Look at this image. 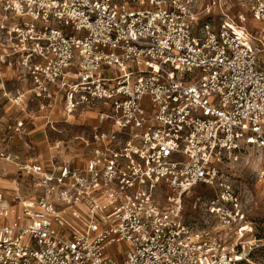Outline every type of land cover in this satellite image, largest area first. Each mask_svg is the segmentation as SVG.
I'll use <instances>...</instances> for the list:
<instances>
[{"label":"built area","instance_id":"built-area-1","mask_svg":"<svg viewBox=\"0 0 264 264\" xmlns=\"http://www.w3.org/2000/svg\"><path fill=\"white\" fill-rule=\"evenodd\" d=\"M235 1L236 22L224 0H0L14 126L59 111L89 127L62 159L0 150L17 178L0 189V264L248 261L259 245L241 242L249 202L229 174L251 157L264 192V32L244 26L264 22V0ZM198 187L238 243L185 223Z\"/></svg>","mask_w":264,"mask_h":264},{"label":"rangeland","instance_id":"rangeland-1","mask_svg":"<svg viewBox=\"0 0 264 264\" xmlns=\"http://www.w3.org/2000/svg\"><path fill=\"white\" fill-rule=\"evenodd\" d=\"M235 3V0H224L227 10L224 11L234 22H236V16L240 12ZM246 18L244 26L247 32L253 35L264 32V22L253 20L249 14H246ZM3 111L0 110V117L3 116L6 110ZM34 112L32 114L34 122L23 125V129L20 131L14 125H2V122H0V149L10 148L12 151L17 152L21 158L26 159L39 156L44 159L48 149H56V151L60 152L58 157L62 159L66 156H71L70 150L75 152L84 143L88 134V126H83L76 120L64 123L59 111H54L51 115L48 111ZM12 114L19 115L20 112L13 110ZM48 114L53 120L52 125H46V120L42 118ZM8 132L11 133L9 136L6 135ZM2 134L6 135L3 142ZM42 136H45V139ZM246 160H249L248 164H240L230 170L229 179L242 193L243 200L245 198L249 202L246 225L250 232L244 235L241 242H256L259 245V248L249 254L248 261L244 264H264V192L261 190L255 174L256 165L254 159L250 157ZM0 168L6 172L5 175H2L3 173L0 169V175L4 176V178H0V187L7 190L13 188V180L17 179L15 169L12 166L2 164H0ZM213 195L211 190L206 192L202 187L195 188L186 195L183 198L182 213L185 223H189L194 232L207 233V238L203 239L220 242L226 240L228 243H238L236 238L224 237V231H222L219 222L211 216L208 207H206L207 201L212 199Z\"/></svg>","mask_w":264,"mask_h":264},{"label":"crops","instance_id":"crops-1","mask_svg":"<svg viewBox=\"0 0 264 264\" xmlns=\"http://www.w3.org/2000/svg\"><path fill=\"white\" fill-rule=\"evenodd\" d=\"M0 75H1V78L6 82V86L9 88L10 87V81L12 80V79H15V73L11 70V69H8L7 67H5V66H1L0 67ZM0 78V79H1ZM0 110H6L5 112H4V114H3V116L2 117H0V122H2V125H6V124H8V125H14L13 123H14V119L15 118H20V116L22 115L21 114V112H20V109L18 108V107H12V106H10L9 104H7V102H6V100H4L3 98L1 99V104H0ZM13 110H15L16 112H20V114L19 115H13L12 114V111ZM5 114H7V115H5ZM6 116H8L7 118H6ZM34 118V117H33ZM35 120V119H34ZM94 120V122H95V119H93ZM33 120H30V121H26L25 122V124H28V123H33L32 122ZM76 121H79L80 122V124H82L83 125V122L82 121H80V120H76ZM35 123H36V121H35ZM24 124V125H25ZM40 125V124H39ZM20 133V132H19ZM11 133L10 132H8V133H6V135H10ZM6 135L5 134H2V137H3V139H2V141H4V139H5V137H6ZM44 139H45V136H42ZM0 148H1V144H0ZM0 150H7V151H9V152H11V153H13V154H17V152H15V151H12L10 148H3V149H0ZM49 151V150H48ZM47 156H48V154L46 153L45 154V156H44V159L41 157V156H39V157H36V159L37 160H45L46 158H47ZM27 157V156H26ZM31 158V157H30ZM0 189H3L2 187H0Z\"/></svg>","mask_w":264,"mask_h":264},{"label":"trees","instance_id":"trees-1","mask_svg":"<svg viewBox=\"0 0 264 264\" xmlns=\"http://www.w3.org/2000/svg\"><path fill=\"white\" fill-rule=\"evenodd\" d=\"M244 263H246V262H240V263H238V264H244Z\"/></svg>","mask_w":264,"mask_h":264}]
</instances>
